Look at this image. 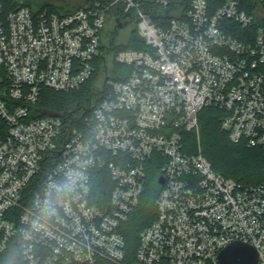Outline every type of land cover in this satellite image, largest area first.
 I'll return each instance as SVG.
<instances>
[{
  "label": "built area",
  "instance_id": "1",
  "mask_svg": "<svg viewBox=\"0 0 264 264\" xmlns=\"http://www.w3.org/2000/svg\"><path fill=\"white\" fill-rule=\"evenodd\" d=\"M126 21L145 48L112 54ZM112 62L129 70L113 79ZM92 77L84 105L42 106L43 87ZM209 106L232 143L264 152L258 0L0 2V264H217L235 241L264 264V179L243 185L187 150ZM152 167L156 216L132 253L120 229Z\"/></svg>",
  "mask_w": 264,
  "mask_h": 264
},
{
  "label": "trees",
  "instance_id": "2",
  "mask_svg": "<svg viewBox=\"0 0 264 264\" xmlns=\"http://www.w3.org/2000/svg\"><path fill=\"white\" fill-rule=\"evenodd\" d=\"M264 7V0H258ZM6 9H14L19 5L30 6L27 2L18 0H0ZM74 8H64L62 6L44 3L35 8L47 7L55 11H70ZM216 6L220 0H208ZM112 54L121 49L138 48L144 49L143 39L138 35L137 30L130 31L125 42L116 43L111 41ZM113 71L111 78L120 79L118 73H124L129 70L125 65L112 62ZM96 77L86 81L79 89L73 91H58L48 87L41 89L42 106L53 110H64L65 108H78L84 105L87 99L93 94V84ZM222 111L214 106L205 107L199 114V140L195 134L187 136V150L196 152L201 148L204 156L209 160L212 168L225 177H229L243 185H256L264 179V152L257 148L246 147L242 144L232 143L227 134L221 129ZM157 169H149L146 179V185L141 197L140 203L136 209L129 215L127 220L121 225V233L125 238L127 247L133 253L138 242L139 232L148 226L156 216L155 199L160 186L156 181ZM96 191H99L101 178L94 179ZM101 192V190H100Z\"/></svg>",
  "mask_w": 264,
  "mask_h": 264
},
{
  "label": "water",
  "instance_id": "3",
  "mask_svg": "<svg viewBox=\"0 0 264 264\" xmlns=\"http://www.w3.org/2000/svg\"><path fill=\"white\" fill-rule=\"evenodd\" d=\"M158 182H163L162 177L158 178ZM257 260L258 254L253 246L235 241L219 252L217 264H256Z\"/></svg>",
  "mask_w": 264,
  "mask_h": 264
},
{
  "label": "rangeland",
  "instance_id": "4",
  "mask_svg": "<svg viewBox=\"0 0 264 264\" xmlns=\"http://www.w3.org/2000/svg\"><path fill=\"white\" fill-rule=\"evenodd\" d=\"M19 2H27L31 8H35L44 3H50L58 6H62L64 8H74L78 6L81 2L80 0H18ZM132 24L128 21L124 22L123 27L119 29L116 34V40L118 42H125L127 40V34L132 30ZM101 75V72L99 73ZM97 80H95L94 84ZM198 139H199V132H198Z\"/></svg>",
  "mask_w": 264,
  "mask_h": 264
}]
</instances>
